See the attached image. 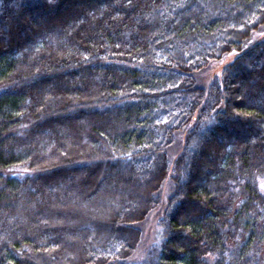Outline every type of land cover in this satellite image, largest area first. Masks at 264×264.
Masks as SVG:
<instances>
[{"label": "trees", "instance_id": "1", "mask_svg": "<svg viewBox=\"0 0 264 264\" xmlns=\"http://www.w3.org/2000/svg\"><path fill=\"white\" fill-rule=\"evenodd\" d=\"M263 27L264 0H0V264H264Z\"/></svg>", "mask_w": 264, "mask_h": 264}, {"label": "rangeland", "instance_id": "2", "mask_svg": "<svg viewBox=\"0 0 264 264\" xmlns=\"http://www.w3.org/2000/svg\"><path fill=\"white\" fill-rule=\"evenodd\" d=\"M263 33H264V27L262 29V32H260V34H263ZM226 60L227 59H224L223 60L224 62H219L220 67L224 65L223 63H225ZM213 68H216V66ZM213 68L209 66L206 69L196 72L195 75H196V80H197L198 85H202L205 87L209 86V84L214 79V75H213L214 69ZM184 137H185V133H180L178 135L177 146H175L174 149L169 152L170 157L175 158V156H177V153H179V151L182 149V146L184 145V139H185ZM172 154H175V155L172 156ZM171 189H172V184L170 183V179H167L162 189L160 190V196H161L163 205L166 199L169 197ZM163 205L160 208L154 210L150 214V216H148V219H146L139 226L142 230V241L138 248V254L135 256L138 259L145 258L149 249L152 246L156 245L159 240L157 236V231H158L157 220L163 209Z\"/></svg>", "mask_w": 264, "mask_h": 264}]
</instances>
